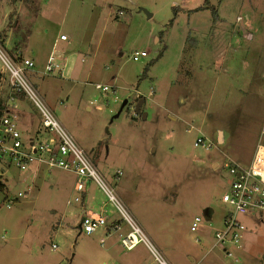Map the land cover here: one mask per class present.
<instances>
[{"label": "rangeland", "instance_id": "1", "mask_svg": "<svg viewBox=\"0 0 264 264\" xmlns=\"http://www.w3.org/2000/svg\"><path fill=\"white\" fill-rule=\"evenodd\" d=\"M204 2L0 0V26L7 5L6 52L33 61L28 81L169 264H264V219L241 216L246 233L229 258L205 255L211 236L194 243L189 230L195 217L219 227L229 178L216 166L247 165L264 130V0H211L217 19ZM50 57L60 73L45 74ZM16 98L22 135L43 131L32 102ZM200 137L210 151L194 147ZM75 181L62 169L0 163V264L152 263L142 244L116 245L124 224L81 232L82 208L120 216L93 181L85 194Z\"/></svg>", "mask_w": 264, "mask_h": 264}, {"label": "built area", "instance_id": "2", "mask_svg": "<svg viewBox=\"0 0 264 264\" xmlns=\"http://www.w3.org/2000/svg\"><path fill=\"white\" fill-rule=\"evenodd\" d=\"M58 39L67 41L65 35H59ZM145 56L146 53L141 52L139 55H134L133 59L139 60L140 57ZM54 60V57H50L45 74L61 72V67L55 64ZM0 61L4 66L3 73L9 74L8 81L12 92L5 104V113L0 116V163L13 164L21 170L36 163L47 169L56 168L73 172L76 176L74 190L81 194L86 193L87 184L93 181L98 190L107 197L120 219L109 222L104 210L96 212L82 208L81 232L91 235L97 229L104 228L108 234L118 233L124 224L127 227V232L118 234L117 246L126 251H132L142 244L152 258V263L148 264H169L120 202L112 187L103 180L82 148L61 126L52 110L28 81L26 72L33 71V61L12 58L3 48L1 42ZM3 79L2 77L1 81ZM102 90L107 91L108 88L103 87ZM14 94H21L32 102L42 120L45 135L38 133L26 137L22 135L18 129L16 106L13 104ZM194 147L202 148L205 151L212 149V145L202 137L194 142ZM216 167H219L229 178L228 192L222 198V202L227 204L229 210L224 214L218 228L214 229L202 217H195L189 230L194 235V243L201 242L199 235L211 236L210 246L205 255L220 249L221 253L229 258L231 257L230 250L240 248L246 233V228L240 219L241 216L251 215L264 219V130L262 129L260 132L258 144L247 165L226 160ZM79 202L80 198L75 197L73 200H68L67 205ZM100 245L104 247V240L100 241ZM53 248L55 249L54 246Z\"/></svg>", "mask_w": 264, "mask_h": 264}, {"label": "crops", "instance_id": "3", "mask_svg": "<svg viewBox=\"0 0 264 264\" xmlns=\"http://www.w3.org/2000/svg\"><path fill=\"white\" fill-rule=\"evenodd\" d=\"M15 6V8H17V4L16 5H14ZM10 11H11V7H9V6H7V5H5V7H4V10H3V20H2V24H1V26H0V42H1V44H2V46H3V48L5 49V50H7L8 48H7V46L9 45L8 43H9V35H6L5 33H4V29H2V25L4 24V25H7V17H9L8 15H9V13H10ZM5 18V19H4ZM2 33V34H1ZM3 34L5 35V40H4V36H3ZM10 46V45H9ZM7 48V49H6ZM13 47H11V49H12ZM14 49V51H12V52H9V55L12 57V58H14V59H21V58H23V59H28V60H31L30 58H25V57H23L22 56V53L19 51V49L18 48H13ZM8 52V51H7ZM32 61V60H31ZM226 62V61H225ZM4 80L2 81V84L4 85ZM0 84H1V82H0ZM9 85V83L7 84V87H9L8 86ZM10 96V95H9ZM23 97V96H22ZM25 97V96H24ZM16 97L14 96V99H15ZM26 98V97H25ZM17 99L18 100H20V101H22L21 99H20V97H17L16 98V102H17ZM7 100V99H6ZM6 102V101H5ZM5 102H3L4 104H6ZM17 105V104H16ZM17 108H18V106H17ZM19 112V111H18ZM20 114H22V111H20ZM31 122V121H30ZM28 127L30 128L31 126H30V124H28ZM29 130V129H28ZM39 134V135H45V132H44V130L42 131V128L41 127H38L33 133H32V135H34V134ZM32 135H30V136H32ZM215 167V166H214ZM32 173L34 174V178L33 179H36V180H39L40 178H41V173H40V171H39V168H37V169H35V170H33L32 171ZM88 211H90V210H88ZM111 219V218H110ZM116 219H114V220H111V221H115ZM104 264H106V263H104ZM142 264V263H141Z\"/></svg>", "mask_w": 264, "mask_h": 264}, {"label": "trees", "instance_id": "4", "mask_svg": "<svg viewBox=\"0 0 264 264\" xmlns=\"http://www.w3.org/2000/svg\"><path fill=\"white\" fill-rule=\"evenodd\" d=\"M210 1H211V0H205V2H204L205 7L210 8V9H211V12H212V16H213V18H214V19H217L218 15H217V13H216V10H215L212 6L209 7V2H210ZM201 9H202V8H199V9H197V10H201ZM164 49H165V48H164ZM164 49L158 54L157 59H159V58L163 55V51H164ZM152 63H153V62H150V64L147 65V66L145 67V69H144V73H143V76H142V77H144V76L146 75V72H147V70H148V67H149L150 65H152ZM1 78H2V74L0 73V81H1ZM141 79H143V78H141ZM14 96H15V97H22L23 95H21V94H14ZM23 97H24V96H23ZM5 111H6L5 104L3 103V101H2L1 98H0V116H2V115L5 113Z\"/></svg>", "mask_w": 264, "mask_h": 264}, {"label": "water", "instance_id": "5", "mask_svg": "<svg viewBox=\"0 0 264 264\" xmlns=\"http://www.w3.org/2000/svg\"><path fill=\"white\" fill-rule=\"evenodd\" d=\"M149 16H150V15H149ZM126 103H127V101L124 102V104H123V106H122V108H121L120 111H122V109H123V107L126 105ZM141 104H142V101H140V102L136 105V107H135V112H136V113H140L139 110H140V106H141ZM117 116H118V114H117ZM80 227H81V226L79 225V228H80Z\"/></svg>", "mask_w": 264, "mask_h": 264}]
</instances>
